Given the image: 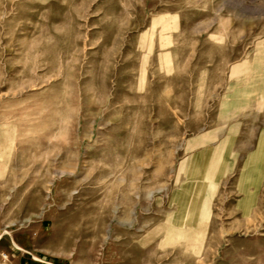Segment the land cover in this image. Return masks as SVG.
<instances>
[{"label": "rangeland", "instance_id": "1", "mask_svg": "<svg viewBox=\"0 0 264 264\" xmlns=\"http://www.w3.org/2000/svg\"><path fill=\"white\" fill-rule=\"evenodd\" d=\"M0 264H264V0H0Z\"/></svg>", "mask_w": 264, "mask_h": 264}, {"label": "bare ground", "instance_id": "2", "mask_svg": "<svg viewBox=\"0 0 264 264\" xmlns=\"http://www.w3.org/2000/svg\"><path fill=\"white\" fill-rule=\"evenodd\" d=\"M188 212V211H187ZM189 213V212H188Z\"/></svg>", "mask_w": 264, "mask_h": 264}]
</instances>
